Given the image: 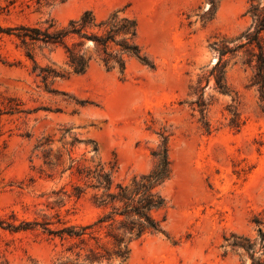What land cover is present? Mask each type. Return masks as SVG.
I'll use <instances>...</instances> for the list:
<instances>
[{
    "label": "rangeland",
    "instance_id": "1",
    "mask_svg": "<svg viewBox=\"0 0 264 264\" xmlns=\"http://www.w3.org/2000/svg\"><path fill=\"white\" fill-rule=\"evenodd\" d=\"M208 7L207 0H0L3 27L64 25L86 9L103 19L124 8L154 64L129 58L120 73L94 59L76 74L63 48L34 44V62L14 36L0 34V264H96L85 259L89 246L113 249L107 223L95 228L99 247L48 231L93 223L102 212L78 168L101 164L114 182L128 183L151 168L162 134L171 166L161 188L163 231L131 242L125 259L98 264H241L225 238L264 231V115L238 57L224 68L226 93L211 74L210 45L248 26L247 1L220 0L213 16ZM45 66L63 75L45 83L38 75ZM232 98L239 128L229 125Z\"/></svg>",
    "mask_w": 264,
    "mask_h": 264
},
{
    "label": "trees",
    "instance_id": "2",
    "mask_svg": "<svg viewBox=\"0 0 264 264\" xmlns=\"http://www.w3.org/2000/svg\"><path fill=\"white\" fill-rule=\"evenodd\" d=\"M12 4L14 0H7ZM64 1V0H62ZM220 0H207L208 14L213 16ZM244 12L249 18L248 26L235 39L220 37L211 43L217 60L211 71L219 91H229L224 78V68L230 58L238 57L240 63L250 69L249 85L254 87L260 102V110L264 115V0H246ZM3 8V7H1ZM1 13V11H0ZM203 17V15H201ZM46 26L18 24L3 27L0 34L14 36L25 49L26 56L34 61L30 47H61L65 54L66 66L76 74L84 73L94 59L101 62L107 70L117 68L123 73L129 58H135L142 64L154 67L137 42V21L124 8L111 11L105 18L98 19L91 10H84L77 18L69 19L64 25H58L53 19ZM35 62V61H34ZM38 75L46 83L48 79L62 76L54 68L39 67ZM233 104L228 107L231 114L229 125L239 128L238 101L232 98ZM203 113L204 103H198ZM168 137L161 135L156 150H152L151 168L139 175H134L128 183L114 182L112 172L98 164L95 168H78L77 175L86 187L94 190L93 202L102 212L93 222L85 225H70L56 230H48L61 239H77L87 244L91 239L99 247L100 238L95 235L96 227L104 223L112 227L105 234L113 249L109 252L97 247H88L86 261L99 263L109 260L112 255L125 259L130 244L147 233L163 231L166 220V198L161 188L171 176V166L167 149ZM83 188L73 186L72 194L79 197ZM164 212V213H162ZM255 238L232 234L225 238L226 247L238 254L241 264H264V231L258 227ZM70 250V248H69ZM80 255V253H77ZM58 264H86L61 260Z\"/></svg>",
    "mask_w": 264,
    "mask_h": 264
},
{
    "label": "bare ground",
    "instance_id": "3",
    "mask_svg": "<svg viewBox=\"0 0 264 264\" xmlns=\"http://www.w3.org/2000/svg\"><path fill=\"white\" fill-rule=\"evenodd\" d=\"M148 255V254H147ZM149 256V255H148ZM150 258V257H149Z\"/></svg>",
    "mask_w": 264,
    "mask_h": 264
}]
</instances>
